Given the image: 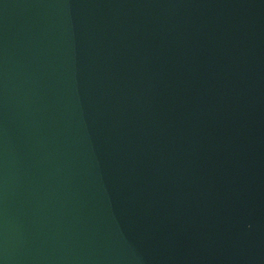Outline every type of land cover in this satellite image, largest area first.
Here are the masks:
<instances>
[{
  "label": "water",
  "instance_id": "water-1",
  "mask_svg": "<svg viewBox=\"0 0 264 264\" xmlns=\"http://www.w3.org/2000/svg\"><path fill=\"white\" fill-rule=\"evenodd\" d=\"M0 264H264V0H0Z\"/></svg>",
  "mask_w": 264,
  "mask_h": 264
}]
</instances>
